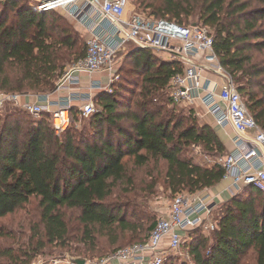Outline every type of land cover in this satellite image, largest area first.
Wrapping results in <instances>:
<instances>
[{
  "label": "trees",
  "instance_id": "trees-1",
  "mask_svg": "<svg viewBox=\"0 0 264 264\" xmlns=\"http://www.w3.org/2000/svg\"><path fill=\"white\" fill-rule=\"evenodd\" d=\"M22 1L0 0V91L44 96L55 91L65 64L73 57L84 58L87 51L63 11L40 12L34 8L36 1ZM150 1L154 18L186 24L198 14L206 26L214 27L219 61L264 129V0H252L260 5L253 10L246 0H205L200 11L186 0ZM9 10L14 12L7 21ZM129 47V56L142 71L132 92L135 99L97 94L93 100L102 109L81 129L72 123L57 134L48 113L32 118L19 107L0 115V218L39 198L48 242L65 245L74 230L63 209L77 211L83 236L90 240L97 228L124 225L122 207L110 200L118 186L134 185L131 162L162 169L164 183L176 195L203 191L225 178L218 159L229 153L220 136L193 108L184 113L173 103L170 84L182 72L180 62L156 59L145 47ZM71 113L74 122L78 106ZM196 146L212 161H195ZM247 192L246 198L237 192L224 202L215 231L198 227L188 232L195 264H251L250 253L253 264H264V193L253 186ZM150 234L133 244L147 241ZM75 250L89 251L85 246Z\"/></svg>",
  "mask_w": 264,
  "mask_h": 264
},
{
  "label": "built area",
  "instance_id": "built-area-1",
  "mask_svg": "<svg viewBox=\"0 0 264 264\" xmlns=\"http://www.w3.org/2000/svg\"><path fill=\"white\" fill-rule=\"evenodd\" d=\"M34 1L36 10L62 8L71 20L82 25L88 34L86 56L63 72L54 92L65 91L66 96L54 102L51 95L46 94L40 96L39 101H31L22 100L20 94L0 91V111L12 102L35 117L50 113L53 128L57 134H62L73 123L71 109L75 102H79V118H88L97 112L94 92L102 90L103 85L91 79L90 91L86 92L81 74L113 72L114 57L131 44L150 48L176 58L182 66V72L176 74L170 84L175 105L188 107L200 101L216 115L218 126L230 125L237 132L235 151L218 159L226 169L225 178H232L229 189L234 194L249 185L264 193V129L251 115L232 77L221 65L210 27L128 13L130 0ZM209 72L223 78L218 90L217 84L211 90L205 85V74ZM113 73L112 78H118L116 72ZM112 78L106 87L111 92ZM217 206L218 202L208 195L179 193L173 198L169 211L158 219L147 241L124 247L101 259H87L86 264H165L169 252L182 247L190 230L198 227L208 233L216 230L212 214Z\"/></svg>",
  "mask_w": 264,
  "mask_h": 264
},
{
  "label": "rangeland",
  "instance_id": "rangeland-1",
  "mask_svg": "<svg viewBox=\"0 0 264 264\" xmlns=\"http://www.w3.org/2000/svg\"><path fill=\"white\" fill-rule=\"evenodd\" d=\"M159 0H153V3H158ZM185 1V0H184ZM190 4V8L200 11L205 0H186ZM229 1V0H228ZM249 1L250 5L248 10H253L260 7L259 4ZM24 2V0L22 1ZM21 2V3H22ZM151 3L150 0H130V7L128 13H140L157 17L152 14V8L147 5ZM80 5V2H78ZM2 4L0 2V12ZM58 10L63 11L62 8ZM14 10H9L7 21L11 20ZM64 12V11H63ZM204 13V12H203ZM51 19V18H49ZM76 31L80 33L81 45L84 51H87L88 34L82 25L77 21L69 20ZM184 23L190 24H203L204 20L200 19V15H191ZM213 31L214 27L208 26ZM130 47L118 53L112 62L113 72H116L118 78H112V71H101L94 73L86 78V92H89V82L91 79L101 81L103 89L94 92L93 99L101 92H108L109 94L116 95L120 98L135 99L132 92L137 89V83L142 78V71L136 65L137 60L129 56ZM153 56L159 60H176L159 51H154L149 48ZM146 51H141L144 56ZM77 59L74 57L71 61L65 64L63 72L73 65ZM114 79L112 83L113 92L108 91V82ZM83 81L84 79L81 78ZM81 84L83 85V82ZM96 93V94H95ZM39 96V95H38ZM97 111L101 110V106L95 102ZM17 107L12 102H8L5 108L0 111L2 117L9 108ZM177 108L184 113L190 109L184 105H177ZM49 114V119L51 115ZM30 117L37 118L33 115ZM89 118L75 117L72 127L81 129L87 124ZM193 154L195 161L205 164L212 158L209 157L201 147H193ZM130 174L134 177V185L125 188V185H120L115 189L114 196L111 202L121 206L123 209V216L125 223L115 225L112 228H97L90 240L89 237H84L83 230L80 229L82 225L77 219V211L71 209H63L65 219L69 223L74 232L71 233V240H67L65 245L50 243L46 237L44 225L41 221V209L39 205V198L32 197L30 201L18 208L14 213L8 214L0 218V264H71L69 257L81 256L87 259H101L106 257L111 251L131 245L137 241L143 240L150 234L153 227L152 223L158 220L161 216L168 212L173 198L171 190L164 183L163 170L153 168V163L147 167H136L130 163ZM249 185H244L238 192L244 198L248 197L246 189ZM129 189L130 192H126ZM200 193V192H199ZM225 202V201H224ZM224 202L218 204L217 208L212 214V218L216 220L219 218L220 211L223 208ZM75 229H78L77 231ZM211 238V235H208ZM188 238L183 240L182 247L178 251L169 252L170 256L166 264H195L193 256L188 251ZM86 247L89 249L87 253H79L76 248ZM106 255V256H105ZM104 256V257H103ZM247 261L251 264L254 263L251 253L247 257Z\"/></svg>",
  "mask_w": 264,
  "mask_h": 264
},
{
  "label": "crops",
  "instance_id": "crops-1",
  "mask_svg": "<svg viewBox=\"0 0 264 264\" xmlns=\"http://www.w3.org/2000/svg\"><path fill=\"white\" fill-rule=\"evenodd\" d=\"M82 78L84 79L83 82V89L87 88L86 86V78L87 74L83 73L81 74ZM205 85L211 90L214 89L215 85H218L217 90L223 83V78L220 77L219 75L213 74V73H206L205 74ZM51 99L55 102L57 101L60 97L66 96L67 93L65 91L61 92H53L50 94ZM22 100H31V101H39L40 100V95H23ZM79 102H75L74 106H78ZM189 108H193L196 111L197 116L199 117L200 121L202 123H208L210 124L217 134L220 136L224 144L226 145L228 149V153H232L236 149V145L234 140L237 137V132L234 130V128L230 125L228 126H218L216 124V115L213 112H210L208 106H206L204 103L198 101L195 104L188 106ZM232 185V178H224L219 184H217L214 187L205 189L203 191H200L201 194L203 195H208L210 198H214L218 204L224 201L229 200L232 198L235 192H233L229 189V187ZM169 211V209H168Z\"/></svg>",
  "mask_w": 264,
  "mask_h": 264
},
{
  "label": "water",
  "instance_id": "water-1",
  "mask_svg": "<svg viewBox=\"0 0 264 264\" xmlns=\"http://www.w3.org/2000/svg\"><path fill=\"white\" fill-rule=\"evenodd\" d=\"M69 261L72 264H86L87 258L81 256H71L69 257Z\"/></svg>",
  "mask_w": 264,
  "mask_h": 264
}]
</instances>
